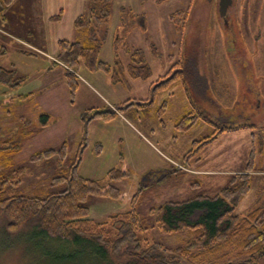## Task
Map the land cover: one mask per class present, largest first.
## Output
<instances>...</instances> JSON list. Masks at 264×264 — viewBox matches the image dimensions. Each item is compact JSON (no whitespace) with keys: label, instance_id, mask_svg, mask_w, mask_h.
<instances>
[{"label":"rangeland","instance_id":"rangeland-1","mask_svg":"<svg viewBox=\"0 0 264 264\" xmlns=\"http://www.w3.org/2000/svg\"><path fill=\"white\" fill-rule=\"evenodd\" d=\"M89 2L83 6L81 0H60L65 12H59L55 21L69 17L66 10L70 6L73 11L82 10L80 15L85 14ZM28 3L30 0H14L9 8L0 10V46L7 52L0 57V67L14 69L18 78L25 79L17 88L0 82V144L8 141L15 148L2 157L9 164L0 171L26 167L21 186L23 194L45 197L62 189V186H50L53 177L59 175L58 159L31 163L29 158L34 153L58 149L67 142L68 157L60 174L69 175L84 142L86 147L82 150L77 174L99 182L108 181L123 196L121 201L89 197L84 205L96 221L103 222L110 216L131 211L136 195L138 212L149 217L150 227L156 223L155 210L165 203L197 196L213 197L224 188L237 186L241 180L236 178L245 174L252 177V187L235 213L243 217L264 204V0H233L228 11L234 24L233 33L224 20L221 23L220 0H166L163 3L112 0L111 24L119 31L105 38L100 59L114 65L118 48L121 63L128 65L131 59L127 50H141L151 75L146 80L129 78L126 66V82L117 86L104 71L88 70L81 63L77 73L79 89L74 99L65 66L54 65L57 57L54 61L43 57L38 62L35 60L37 56H44V50L34 46L41 43L24 32L17 20L19 16L20 19L32 16L28 13ZM43 5L52 10L51 1H44ZM190 7L186 30L182 33L169 17ZM122 8L136 15L145 14L148 31L144 33L136 27L126 32L121 22ZM68 26L63 24L62 34L66 37ZM74 31L66 41L75 42L80 38L82 34L75 28ZM125 32L126 40L116 44L117 34ZM14 35L18 37L16 42ZM151 46L157 48L158 55L153 54ZM171 56L174 58L170 59ZM177 62H182L184 69L181 79V73L168 74L170 70H180ZM166 77L177 78L162 86ZM24 94L31 95L25 101H10ZM127 104L132 105L126 107ZM194 105H199L221 127L234 123L256 128L225 133L199 155L189 156L194 141L215 132L214 126L203 122L189 131L178 128L182 113ZM109 110L117 113L115 117L92 118L93 111ZM42 114L50 116L51 122L46 128L41 127ZM25 120L30 125L24 124ZM253 149L257 150L256 165L248 170ZM114 169L125 170L128 178L111 181L109 172ZM186 235L150 228L141 236L142 245L147 247V240L175 248L185 244L189 239ZM35 236L38 235L32 223L21 230L8 231L6 218L0 211V264H87L84 256L67 263L54 262L55 255L49 254L55 253V248L42 246Z\"/></svg>","mask_w":264,"mask_h":264},{"label":"trees","instance_id":"trees-1","mask_svg":"<svg viewBox=\"0 0 264 264\" xmlns=\"http://www.w3.org/2000/svg\"><path fill=\"white\" fill-rule=\"evenodd\" d=\"M89 1L87 12L78 16L74 24L75 30L82 35L75 42L60 41L56 56L58 62L54 61V65L65 66L66 80L73 99L79 89L77 73L81 63L88 70L104 71L115 85L126 82V66L129 78L146 80L151 75L146 55L141 50L134 52L127 50L131 59L128 65L121 63L118 48L114 65L104 63L100 59L105 38L110 32L112 0ZM165 1L157 0L158 3ZM13 2L14 0H0V10L3 12L5 7L9 8ZM190 10L191 7L187 11L175 12L169 17L176 29L182 33L186 30ZM58 17L59 15L52 19L57 20ZM222 20L223 18L221 23L224 24ZM121 22L126 32L136 27L142 29L144 33L148 31L145 14L136 15L131 10L122 8ZM227 28L231 33L234 32L231 15ZM118 31L119 29L116 33ZM126 32L117 34L116 44L126 40ZM126 45L127 42H125L127 48ZM151 47L153 54L158 55L157 48ZM6 53L5 47L0 46V57ZM176 65L181 67L180 70H170L168 74L181 73L180 77L177 76L181 79L184 72L182 62H177ZM17 75L14 69L0 67V82L9 87L17 88L22 85L25 79L18 78ZM176 78L166 77L164 83L161 81L160 83L166 86ZM30 95H19L17 98H10V101H25ZM131 105L127 104L126 107ZM116 114L112 110L93 111L92 118L110 119ZM180 118L181 124L178 128L181 130L184 128L189 131L201 122L215 127L213 135L193 142L189 156L191 153L199 155L206 146L214 143L225 133L256 128L252 125L234 123L221 127L205 111L200 110L199 105H194L193 109L187 108ZM40 120L42 128L48 127L51 122L50 116L46 114H42ZM23 123L30 125L31 122L25 120ZM260 133L262 137L263 132ZM85 147L83 142L69 175L60 174L68 157L67 142H63L58 149H45L29 158L31 163L58 159L59 175L53 177L50 186H62V189L45 197L22 193L21 186L26 167L19 166L10 171H3L5 169L0 171V211L6 218L8 231L15 232L30 226L31 223L35 224L38 235L35 239L44 247L50 245L53 247L51 250L55 248L57 254L51 252L49 255H55L53 258L56 263L76 261L83 256L84 259L87 257V264H261L264 261V204L254 207L243 217L235 213L245 194L251 190L252 177L249 174L240 175L236 178L241 180L237 186L224 188L213 197L197 196L187 201L165 203L155 210L156 223L150 227L147 222L149 217L138 212L139 200L136 195L132 200L131 211L110 216L107 220L99 222L90 217V210L84 202L89 197L121 201L123 196L121 191L108 181L99 182L77 174L76 170ZM11 149L15 148H11L8 141L0 144V168L8 166L9 163L6 160L2 161V157L8 155ZM256 155L257 150L253 149L248 170L255 167ZM126 178L128 174L125 170L114 169L109 172L111 181ZM150 228L168 233L184 232L189 239L187 238L183 246L175 248L149 243L147 240L145 241L147 247H143L141 236Z\"/></svg>","mask_w":264,"mask_h":264},{"label":"crops","instance_id":"crops-1","mask_svg":"<svg viewBox=\"0 0 264 264\" xmlns=\"http://www.w3.org/2000/svg\"><path fill=\"white\" fill-rule=\"evenodd\" d=\"M44 1L45 2L51 1L53 3L52 10L47 9L43 5ZM81 1H82V5L86 6L85 3L87 0H81ZM30 2L31 3H28L27 6L30 7L28 13L31 14L32 16L29 15L28 18H21V19L19 16V19L17 20L22 25L21 27H23L24 32H27L31 38L36 40V42L38 41L41 43V45L34 43V46L38 48H42V50H44L42 51L44 56L41 55L35 57L36 62H38L37 59L41 57L45 59L53 60L56 58L58 54V43L62 40H70V38H72V35L76 33L74 31L75 19L81 14L80 12H82V10L80 12L78 10L73 11L70 6L69 9L66 10V13L69 14V17L66 16L63 21L62 20L55 21L52 18L60 14L59 12L61 11L62 14H64L65 12V9L61 8L62 6L60 4V0H30ZM46 6L48 7L49 4L47 3ZM65 23L69 25L67 27L69 33L68 37L62 34L63 24ZM111 27L112 28L110 29L111 32L109 36L111 34L115 35L118 30V27H116V25L112 26L111 24ZM16 36L14 37L15 42L18 41V37ZM229 47H231L230 44ZM43 48H48V49L45 50Z\"/></svg>","mask_w":264,"mask_h":264},{"label":"water","instance_id":"water-1","mask_svg":"<svg viewBox=\"0 0 264 264\" xmlns=\"http://www.w3.org/2000/svg\"><path fill=\"white\" fill-rule=\"evenodd\" d=\"M233 4V0H220L219 14L223 18L226 26L229 24L228 11Z\"/></svg>","mask_w":264,"mask_h":264},{"label":"flooded vegetation","instance_id":"flooded-vegetation-1","mask_svg":"<svg viewBox=\"0 0 264 264\" xmlns=\"http://www.w3.org/2000/svg\"><path fill=\"white\" fill-rule=\"evenodd\" d=\"M228 14H229V12H228Z\"/></svg>","mask_w":264,"mask_h":264}]
</instances>
